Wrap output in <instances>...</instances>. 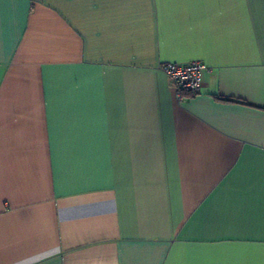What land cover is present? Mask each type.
<instances>
[{
    "label": "crops",
    "instance_id": "crops-1",
    "mask_svg": "<svg viewBox=\"0 0 264 264\" xmlns=\"http://www.w3.org/2000/svg\"><path fill=\"white\" fill-rule=\"evenodd\" d=\"M2 11L0 264H264V0Z\"/></svg>",
    "mask_w": 264,
    "mask_h": 264
},
{
    "label": "built area",
    "instance_id": "built-area-1",
    "mask_svg": "<svg viewBox=\"0 0 264 264\" xmlns=\"http://www.w3.org/2000/svg\"><path fill=\"white\" fill-rule=\"evenodd\" d=\"M160 69L173 83L179 100L184 96H194L200 92L201 79L207 70L199 61L187 64L166 63Z\"/></svg>",
    "mask_w": 264,
    "mask_h": 264
},
{
    "label": "snow or ice",
    "instance_id": "snow-or-ice-1",
    "mask_svg": "<svg viewBox=\"0 0 264 264\" xmlns=\"http://www.w3.org/2000/svg\"><path fill=\"white\" fill-rule=\"evenodd\" d=\"M6 0H0V44L3 43V35H4V19H3V11L2 6Z\"/></svg>",
    "mask_w": 264,
    "mask_h": 264
}]
</instances>
